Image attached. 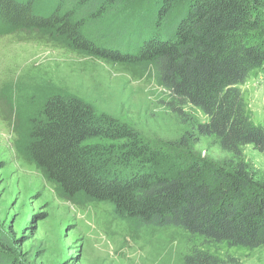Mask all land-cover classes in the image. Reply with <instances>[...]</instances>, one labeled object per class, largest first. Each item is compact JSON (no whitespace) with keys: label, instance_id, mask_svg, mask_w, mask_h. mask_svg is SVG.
<instances>
[{"label":"trees","instance_id":"trees-1","mask_svg":"<svg viewBox=\"0 0 264 264\" xmlns=\"http://www.w3.org/2000/svg\"><path fill=\"white\" fill-rule=\"evenodd\" d=\"M37 1L0 0V28L60 25L58 33L77 49L111 61L152 63L166 96L162 106L185 130L165 150L173 155L162 158L159 145L146 143L126 123L58 92L30 121L28 158L66 196L108 201L119 217L178 227L209 246L264 247V175H255L242 157L248 144L264 150V127L253 122L239 86L252 71L264 72V0H189L182 11L174 10V0H156L154 18L126 28L132 27L126 52L121 43L104 46L81 30L98 25L109 8L120 14L135 0H70L63 17L58 8L47 17L34 13ZM146 5L144 0L142 8ZM130 11L127 20L136 16ZM197 110L207 120L201 121ZM200 137L213 139L239 160L215 163L188 152L189 161L176 163L178 151L187 152L189 142ZM0 264L21 263L0 255ZM180 264L242 263L195 247Z\"/></svg>","mask_w":264,"mask_h":264},{"label":"rangeland","instance_id":"rangeland-1","mask_svg":"<svg viewBox=\"0 0 264 264\" xmlns=\"http://www.w3.org/2000/svg\"><path fill=\"white\" fill-rule=\"evenodd\" d=\"M143 1L129 3L120 14L109 8L98 25L89 24L81 31L96 35V43L104 46L121 43L126 52V28L142 24L147 16L154 18L156 0H146L150 5L145 9ZM187 3L174 0V10L182 11ZM55 8L63 10V17L70 11V0H38L34 13L47 17ZM127 10L136 16L127 20ZM72 17L77 19V12ZM105 21L112 25L109 29ZM58 29L60 25L0 28V236L4 241L0 255L21 264H180L193 248L207 247L219 255L236 256L242 264H264V247L205 245L202 237L178 227L119 217L108 201L84 194L70 198L28 158L30 121L39 115L45 99L58 92L90 103L98 115L126 123L143 141L159 145L162 158H168L169 142L179 140L185 130L162 106L166 96L152 63L99 58L73 47ZM239 86L253 122L264 127V72L252 71ZM197 116L207 120L200 110ZM188 148L178 151L176 163L189 161L188 152L215 163L232 165L239 160L208 137L189 142ZM242 157L255 175H264V150L248 144L242 147Z\"/></svg>","mask_w":264,"mask_h":264}]
</instances>
